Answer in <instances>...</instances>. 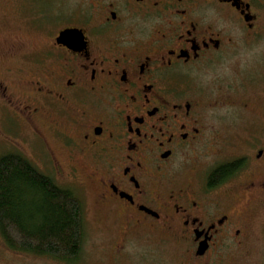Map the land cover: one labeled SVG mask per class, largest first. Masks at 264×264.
<instances>
[{
	"label": "flooded vegetation",
	"instance_id": "1",
	"mask_svg": "<svg viewBox=\"0 0 264 264\" xmlns=\"http://www.w3.org/2000/svg\"><path fill=\"white\" fill-rule=\"evenodd\" d=\"M35 1L25 16L42 45L26 54L22 89L8 80L11 68L0 70V106L27 130L25 150L14 148L72 188L84 209L82 250L72 260L46 258L236 264L247 257L264 207V122L229 140L210 118L257 114V98L240 97L236 55L259 53L247 78L264 94V0H80L69 18L60 0ZM72 29L80 37L58 41ZM230 60L233 80L208 77Z\"/></svg>",
	"mask_w": 264,
	"mask_h": 264
},
{
	"label": "rangeland",
	"instance_id": "2",
	"mask_svg": "<svg viewBox=\"0 0 264 264\" xmlns=\"http://www.w3.org/2000/svg\"><path fill=\"white\" fill-rule=\"evenodd\" d=\"M33 1V2H32ZM35 0H0V70L5 71L11 68V74L8 80L16 89H22V82L27 78L28 51H38L41 47L42 36L30 32V26L27 24V8ZM80 0H60L55 3L59 10L70 15L76 13L75 8L79 5ZM38 5V3H36ZM40 4L48 5L47 0ZM259 53L250 52L244 48L236 55L240 65V97L242 99H256L255 109L257 114L250 111L230 112L227 114L216 115L210 118L216 125V128L229 140L236 138L238 132H242L247 125L252 123L264 122V94L260 93V83L249 81L247 74L253 68L258 59ZM260 57V56H259ZM233 61H228L226 65L218 66L220 68H211L209 78L212 76L224 77L226 81L233 80L238 74L233 71ZM22 69L20 71V69ZM6 74H1L5 78ZM230 77V78H229ZM263 97H260L262 96ZM7 108L0 106V154L6 149L14 147L25 150L27 130L21 126L22 122L18 116L7 115ZM13 140L15 146L8 142ZM229 151L225 150V154ZM51 167V166H50ZM85 205L89 218L93 219L95 211L92 201V188L86 187ZM89 229L91 224L89 223ZM90 231V230H89ZM252 236L249 243L250 251L247 257L241 258L236 264H264V207L260 215L254 220L252 227ZM94 251L93 245L87 236V242L84 244V253ZM0 264H57L50 258H39L32 254L15 252L4 244L0 236Z\"/></svg>",
	"mask_w": 264,
	"mask_h": 264
},
{
	"label": "trees",
	"instance_id": "3",
	"mask_svg": "<svg viewBox=\"0 0 264 264\" xmlns=\"http://www.w3.org/2000/svg\"><path fill=\"white\" fill-rule=\"evenodd\" d=\"M39 166L16 148L0 154V236L15 252L72 260L83 247V203Z\"/></svg>",
	"mask_w": 264,
	"mask_h": 264
},
{
	"label": "water",
	"instance_id": "4",
	"mask_svg": "<svg viewBox=\"0 0 264 264\" xmlns=\"http://www.w3.org/2000/svg\"><path fill=\"white\" fill-rule=\"evenodd\" d=\"M78 37H80V33L77 30H65L60 34L58 41L69 43L68 41L73 42L74 38Z\"/></svg>",
	"mask_w": 264,
	"mask_h": 264
}]
</instances>
